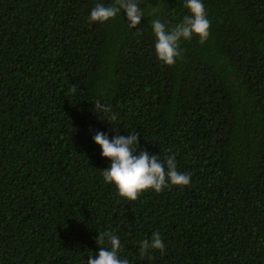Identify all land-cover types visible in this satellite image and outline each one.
<instances>
[{
  "label": "trees",
  "instance_id": "16d2710c",
  "mask_svg": "<svg viewBox=\"0 0 264 264\" xmlns=\"http://www.w3.org/2000/svg\"><path fill=\"white\" fill-rule=\"evenodd\" d=\"M113 2L0 0V264H87L108 231L129 264H264V0H202L209 36L172 66L151 23L175 27L186 0H141L134 29L89 23ZM97 132H136L190 184L121 198ZM153 232L164 254L142 257Z\"/></svg>",
  "mask_w": 264,
  "mask_h": 264
},
{
  "label": "clouds",
  "instance_id": "9594fccd",
  "mask_svg": "<svg viewBox=\"0 0 264 264\" xmlns=\"http://www.w3.org/2000/svg\"><path fill=\"white\" fill-rule=\"evenodd\" d=\"M140 4L141 0H114L108 5L97 3L90 12L89 23H106L120 13H126L128 27L134 29L144 17V9L138 7ZM185 7L190 15H186L181 23L171 29H166L165 24L159 19L151 23L156 38V56L160 62L168 66L174 65L177 58L182 57L179 44L182 39L190 40L196 36L203 44L209 36L211 22L207 18L202 0H186ZM95 111L112 113L111 107L99 100L95 103ZM116 119L114 113L107 115L106 118L112 124ZM93 140L102 150L103 158L111 161L110 167L102 171L103 179L115 186L121 198L135 201L141 193L148 190L160 193L169 184L179 187L190 184V174L177 171L174 156H168L162 162L159 157L150 155L147 151H139V135L136 132L130 133L127 137L116 134L111 140L105 133L97 132ZM105 238L108 240L110 250L99 247L98 256L96 258L90 256L87 264H129L127 259H122L118 255L121 248L118 236L111 231L104 232L98 235L97 244L102 245ZM149 249L159 250L164 254V243L159 232H153L151 240L141 241L139 254L143 257L147 255Z\"/></svg>",
  "mask_w": 264,
  "mask_h": 264
}]
</instances>
